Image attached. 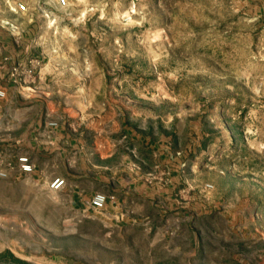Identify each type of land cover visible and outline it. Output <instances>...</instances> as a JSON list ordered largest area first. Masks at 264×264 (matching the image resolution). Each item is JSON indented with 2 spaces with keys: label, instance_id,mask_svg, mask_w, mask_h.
<instances>
[{
  "label": "rangeland",
  "instance_id": "obj_1",
  "mask_svg": "<svg viewBox=\"0 0 264 264\" xmlns=\"http://www.w3.org/2000/svg\"><path fill=\"white\" fill-rule=\"evenodd\" d=\"M47 1L30 40L44 57L11 64L15 93L50 125L79 122L92 168L106 141L134 143L148 195L126 206L155 216L118 226L43 180L0 176V264H264L260 2Z\"/></svg>",
  "mask_w": 264,
  "mask_h": 264
},
{
  "label": "crops",
  "instance_id": "obj_2",
  "mask_svg": "<svg viewBox=\"0 0 264 264\" xmlns=\"http://www.w3.org/2000/svg\"><path fill=\"white\" fill-rule=\"evenodd\" d=\"M23 1L33 7L35 3L43 0ZM258 1L261 4L260 16L264 21V0ZM13 3L14 0H0V86H4L8 91L6 97L0 101V119H7L6 127L8 131L14 133L4 142H0L1 169L6 171V177L9 178L32 177L44 182L51 181L57 176L65 178L66 184L58 191L68 193L75 210H90L88 202L92 196L97 192H104L108 197L104 210L107 209L106 214L118 226L120 224L139 226L145 219L150 223L155 216L153 211H142L138 206L134 208L126 206L127 200L136 192L143 197L142 201L148 195L145 182L135 178L132 149L136 146L134 143L119 146L113 140L106 141L97 163H91L95 167L92 168L87 163L90 149L79 122L67 124L63 120H57V124L50 125L53 119L49 115L46 118L39 116L36 96L15 93L17 85L8 74L11 64L16 59L44 57V50L40 42L41 37L36 44L30 41L32 28L36 27L40 20V11L20 13L15 10ZM24 85L31 87L35 83ZM148 143L149 141L142 135L137 146L142 151L145 149L148 151L150 147ZM22 154H27L34 162L35 170L32 173H23L18 169L16 158ZM112 160L116 161L111 163ZM10 162L14 166L9 165ZM136 205H139V202ZM118 216L120 218H116ZM152 227L156 228L158 234L160 233L159 227L155 225ZM159 241L160 238L157 236L151 242L155 245Z\"/></svg>",
  "mask_w": 264,
  "mask_h": 264
},
{
  "label": "built area",
  "instance_id": "obj_3",
  "mask_svg": "<svg viewBox=\"0 0 264 264\" xmlns=\"http://www.w3.org/2000/svg\"><path fill=\"white\" fill-rule=\"evenodd\" d=\"M56 6L58 7H64L67 5V0H55ZM13 7L15 10H17L20 13H26L29 11L39 10L42 12L45 16H50V13L52 12V5L47 0H43L42 2H37L33 7H30L27 2L23 0H14ZM29 72H32V69L28 70ZM7 95V90L4 87H0V101L4 99ZM16 162L18 164V169L23 173H32L35 170V164L32 161L31 157L27 154H22L17 156ZM9 165L14 166L12 162L9 163ZM6 171L0 169V176H6ZM48 187L52 190H59L66 184V180L63 177L57 176L53 178L51 181L45 182ZM108 202V197L103 192H97L95 193L90 201L88 202L89 208L96 210V211H102L105 209Z\"/></svg>",
  "mask_w": 264,
  "mask_h": 264
}]
</instances>
